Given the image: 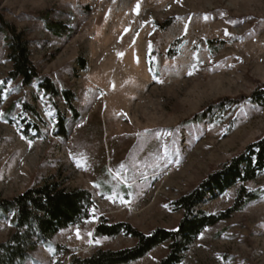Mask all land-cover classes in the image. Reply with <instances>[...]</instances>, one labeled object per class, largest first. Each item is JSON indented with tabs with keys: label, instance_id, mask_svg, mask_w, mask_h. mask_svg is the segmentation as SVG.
<instances>
[{
	"label": "rangeland",
	"instance_id": "rangeland-1",
	"mask_svg": "<svg viewBox=\"0 0 264 264\" xmlns=\"http://www.w3.org/2000/svg\"><path fill=\"white\" fill-rule=\"evenodd\" d=\"M2 22L25 34L39 73L74 94L78 117L62 93L52 98L39 81L8 77ZM263 85L264 0H0V196L51 179L91 191L96 213L38 243L22 264L135 244L95 237L101 215L146 233L175 228L183 211L172 202L264 135V104L250 98L202 112ZM58 111L67 136L54 133ZM246 186L261 197L204 229L181 264H264V172ZM237 188L200 208L226 209ZM12 221L0 218V242ZM167 252L166 242L132 264H159Z\"/></svg>",
	"mask_w": 264,
	"mask_h": 264
},
{
	"label": "trees",
	"instance_id": "trees-1",
	"mask_svg": "<svg viewBox=\"0 0 264 264\" xmlns=\"http://www.w3.org/2000/svg\"><path fill=\"white\" fill-rule=\"evenodd\" d=\"M8 39V59L12 64L9 78L19 80L24 86L39 81V89L56 98L61 93L71 105L74 115L77 111L72 106L74 94L69 89L62 92L48 76H42L32 60L30 42L23 32L12 24L2 22ZM55 33L61 25L51 28ZM84 65V62H83ZM86 68V65H84ZM2 92V88H0ZM250 98L256 103L264 104V85L256 88L248 96L223 98L211 104L202 112L205 117L215 107L226 108L229 104L240 103ZM0 93V104L2 103ZM25 110L37 113L30 104L24 103ZM36 135L41 134L35 126ZM58 136H67V119L58 111V121L54 128ZM36 136H29L34 139ZM264 172V135L220 168L210 173L192 190L182 194L172 202L174 208L182 210L183 216L175 228L157 227L146 233L127 221H111L101 215L94 230L95 237H116L125 235L136 240L133 246L120 249H99L94 254L82 257L71 255L64 264H132L145 257L149 252L163 243H168V252L159 264H181L190 246L209 226L231 218L235 213L261 197L260 190H251L246 183L258 178ZM238 185L232 204L224 210L208 213L200 208L208 196L216 198L228 188ZM95 201L91 191L86 189L68 190L59 182L48 179L44 184L26 189L17 196L2 198L0 196V218L8 213L13 217V231L6 241L0 242V264H22L31 256L38 243L47 244L54 234L72 224L80 223L93 217Z\"/></svg>",
	"mask_w": 264,
	"mask_h": 264
},
{
	"label": "snow or ice",
	"instance_id": "snow-or-ice-1",
	"mask_svg": "<svg viewBox=\"0 0 264 264\" xmlns=\"http://www.w3.org/2000/svg\"><path fill=\"white\" fill-rule=\"evenodd\" d=\"M138 10H139V5H137V8H136V11H138ZM149 47H151V45H149ZM77 236H79V231H77Z\"/></svg>",
	"mask_w": 264,
	"mask_h": 264
}]
</instances>
